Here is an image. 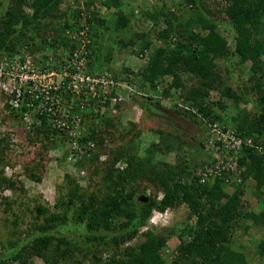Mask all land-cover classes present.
Instances as JSON below:
<instances>
[{"label": "trees", "instance_id": "1", "mask_svg": "<svg viewBox=\"0 0 264 264\" xmlns=\"http://www.w3.org/2000/svg\"><path fill=\"white\" fill-rule=\"evenodd\" d=\"M176 1H182L186 9L176 10L165 0H156L149 7L137 6V9L131 0H106L104 6L110 12L113 10L107 16H100L99 9H88L86 21L92 34V45L88 49L92 50L94 45L95 52L96 40L107 22L114 23L122 33L130 29L132 37L122 41L121 46L135 49L134 59L141 67L136 71L135 62L131 65L127 62L114 82L126 86L138 83V89L144 94L158 92L159 82L170 79L162 96L172 104L162 105L161 100L148 95L145 108L148 113L159 115L163 112L157 108H162L196 123L203 133L199 149H193V145L179 135L161 131L159 143L153 142L146 150L149 156L145 162L139 158L135 161L134 156L126 159L125 148H112L109 152L111 171L105 181L97 182L86 196L84 192L79 194L80 186L73 181L66 194L69 206L80 205L72 216L73 221L77 220L75 226L70 224L68 213H54L51 223L30 225L20 232L26 238L21 239L15 228L12 235L17 239L0 242V264L27 262L32 255L42 258L45 264H81L77 260L78 252L110 246L115 250L113 256L103 261L102 256L95 254L92 264H248L246 255L232 245L235 234L245 223L264 227V211L249 212L242 204L250 179L257 182V198L264 196V0ZM60 2L0 1L3 7L0 25L5 28L0 36V52L15 55L24 48L40 64L39 56L44 51H70L76 47V43L59 39L56 11ZM93 4L94 0L87 1L89 7ZM26 7H30L32 13L27 14ZM127 9L131 10L132 17L126 14ZM133 19L138 22L135 24ZM221 21L231 29L230 42L218 30ZM157 42L162 46L156 45ZM30 43L33 48H29ZM113 57L107 55L106 62L112 63ZM60 95L61 91L51 93L46 109L39 111L42 125L36 130L37 137L32 130L28 132L30 140L41 138L47 128V117L57 118L61 114L58 99L63 96ZM227 101L232 102L231 106ZM248 104L251 109L247 108ZM90 115L92 113L86 116ZM104 123V128H92L78 139L81 156H94L93 147H87L89 141L94 139L96 150H101L105 141L112 138L110 128L119 124L111 120ZM214 124L222 127L223 134L230 130L238 138L251 136L252 144L233 149L231 139L215 138ZM54 127V134L64 136V128ZM6 138L0 139V153L5 150L1 146ZM72 138L66 134L59 143L62 146ZM176 151L178 162L174 166L166 161L153 164L154 153ZM198 152L206 154L202 155L200 166L195 160ZM3 161L0 154V190H19L21 184L5 176ZM122 162L126 163L123 169ZM137 182L155 186L163 192V198L159 201L149 196L147 190L151 186L139 188ZM229 187H234L235 191L230 193ZM141 195L147 196L149 201H141ZM0 199H3L0 206H5L6 212L13 211L15 201ZM33 202V211L38 216L47 211L39 201L34 199ZM181 206L189 210L186 237L178 236L180 244L173 259L163 255L169 238L153 232H148L147 239L138 246L121 250L135 239L153 211H177ZM258 248L264 257V240ZM28 249H32L31 254Z\"/></svg>", "mask_w": 264, "mask_h": 264}, {"label": "rangeland", "instance_id": "2", "mask_svg": "<svg viewBox=\"0 0 264 264\" xmlns=\"http://www.w3.org/2000/svg\"><path fill=\"white\" fill-rule=\"evenodd\" d=\"M0 1L5 2V0ZM87 1L89 0H61L59 11H56L59 17L57 25L60 29L59 39H61V41L68 40L73 42L65 36L68 34V31H70V36H75L74 34L78 33V27L82 28V24H86L85 20L89 14V12H87L88 9H99L100 16H107L113 11L111 10L110 12V10L104 6L106 0H94L93 6L90 7L87 5ZM145 1H147L148 4ZM155 1L156 0H131V4L137 9L140 6L149 7L152 5V2ZM165 1L172 7H175L176 10L179 7L181 9H186L182 1ZM2 8V5H0V15L3 13ZM25 10L27 14L32 13L30 7H26ZM130 12L131 10L127 9L126 14L132 17ZM186 13L188 15L191 14L189 11H186ZM133 22L136 24L138 21L137 19H133ZM219 23L218 30L220 34L230 42L232 38L230 27L226 26L222 21ZM87 31L92 37L90 28ZM101 31V40L99 39L100 37L97 40L94 37L97 45L95 52L93 50V45L92 50L88 53L84 74L79 73L80 75H77L76 79L70 78V76L64 74L65 68L67 67V70L71 73L75 71V67L69 65L71 56L67 51L63 49L58 51L50 49L51 51L48 55H46L48 51H44L42 56H39L41 57L40 64L38 63L36 66L38 68L47 66L51 72L53 71L55 73L52 80L59 89H61L60 96L63 97L62 99H58L60 101L58 107L60 108L61 114L58 115L57 118H55V116L47 117V128L37 141L35 137H37L38 127L42 125L40 124L41 119L38 118V111H34L31 115L34 124L33 127L37 126V128L28 130V125L23 120L25 116L23 117L19 113L10 111L6 97L0 94V139L3 137H7L6 139H8L6 142H3L1 146L5 148V150L2 151L3 153H0L2 154L3 160H5L3 161L2 167L4 166V172L7 178H12V180L21 184L19 185L20 189L17 191L8 189L0 190V197L8 198V200L16 202L11 212H6V207L0 206V242H8V240L17 239V237L12 235V231L15 228H18L17 230L19 231V237L21 239L24 237L26 238V235L20 232L26 231L30 225H44L47 222L48 224L49 222L51 223V216L54 213H68L69 222L71 225H74L77 220L73 221L72 216L75 214L76 210L80 209V205L77 203L73 206H69L66 194L73 181L74 184L76 183L80 186L81 191L79 194L82 195L84 192L85 196L92 191L91 187L94 188L97 182H104L107 174L111 171V158L109 152L112 148L115 150H122V148H125L124 153H126V159L134 156L135 161L139 158L145 162L146 158L149 156L146 150L153 142L159 143L161 139L159 131H161L162 133L179 135L184 141L190 142V144L193 145V149H199V142L203 140V133L196 123L191 122L183 115L179 117L175 113H171L162 108H157L163 112L161 115L151 113L150 111L148 113V110L145 108L148 95L157 98V100H161L162 105L165 104L170 106L172 104L168 98L162 96V91L170 84V79L159 82L158 92H146L144 94L138 89V83H133V86L126 89L125 87H121L116 90L110 86H101L97 84L96 79L104 74H108L110 78H118V75L122 73L127 62H130V65L135 62L136 71L141 67L140 64L136 63V59H134L135 49H133V47L124 49L121 46L122 41H128L129 38L132 37L131 35L133 32L130 31V29L122 33V31L116 29L114 23L107 22L106 25L101 28ZM137 32L139 33V30ZM4 33L5 28L3 25H0V36ZM111 45H113V47ZM156 45L162 46V44L158 42ZM33 47V44L30 43L29 48ZM0 54L3 53L0 52ZM110 54L114 56L113 61L112 63H107L106 57ZM9 56L12 58L13 55ZM52 57L53 60L51 61L50 58ZM48 63L50 67L47 65ZM82 75L84 78H82ZM236 77L239 78V74L236 73ZM241 80L243 82L246 81L243 78ZM74 81L77 82L80 89L67 87L70 85V82ZM71 86L74 85L71 84ZM93 86L94 89H91ZM38 92L41 93L40 90ZM135 92L142 95L138 96V98L132 96ZM175 92L176 90H173V93ZM41 100L39 102H41ZM227 103L230 106L232 104L231 101H227ZM251 107V105H247L248 109H251ZM90 113H92V115L87 117L86 115ZM107 120H111L115 125L119 124L115 128H110L113 132L112 138L105 141V146L101 150H96L97 145L94 139L89 141L90 144L87 147H93L92 152H94V156H81V153L78 151V149H80L78 139L89 133L92 128H104V122ZM55 125L56 127L57 125L67 126L64 136L59 133H53V127ZM32 130H34L33 134L36 133L35 137L30 140L28 132ZM66 134L71 138L73 136L72 141L69 142L67 139V141L63 143L64 145L61 146L59 142L66 137ZM184 134L188 136H184ZM249 138H251V136ZM53 142L55 143L53 144ZM177 153V151L168 154L154 153L152 156L153 164L166 161L174 166L178 162L176 159ZM203 154L206 155L204 152L195 153V160L198 166L203 163ZM125 165L126 163L122 162L121 168L126 167ZM145 184L147 183L137 182L139 188L151 186L147 190L149 196H153L159 201L163 198L164 194L161 190L153 185ZM248 184L249 188L247 187L242 199V204L245 207L244 210L249 212L264 211V196L259 200L255 195L257 191V182L254 179H250ZM228 190L231 193L235 191V188L229 187ZM34 199L39 201L47 209L41 216H38L33 211ZM0 201H3V199H0ZM158 211L159 210H155V212ZM188 214L189 210L187 207L181 206L177 211L170 210L168 214L156 215L154 222H156L157 225L151 223V216L150 219L147 220V223L140 228L135 239L123 245L121 250L124 251L126 246H131L132 248L138 246L147 239L146 234L148 232H153L154 234L164 235L169 238L168 246L165 248L163 255L168 259H173L176 255V249L180 244L178 236H185L186 234ZM10 220L13 223L10 222ZM15 223L17 225L16 227L14 226ZM242 226V229L238 230L237 234H235L232 245L233 248L240 250L246 255L248 264H264V257L260 254L261 250L258 248L261 240H264V227L248 226L247 223ZM246 227L251 228L246 230ZM173 233L174 235L169 237V235ZM27 252L31 254L32 249H28ZM114 253L115 250L111 246L105 249L102 247H97V249L90 248V251L89 249H85L81 253L78 252L77 260H80L81 264H92L95 254L102 256L103 261H105L111 258ZM10 264H45V262L42 258L32 255L27 262L24 260L20 262H11Z\"/></svg>", "mask_w": 264, "mask_h": 264}, {"label": "built area", "instance_id": "3", "mask_svg": "<svg viewBox=\"0 0 264 264\" xmlns=\"http://www.w3.org/2000/svg\"><path fill=\"white\" fill-rule=\"evenodd\" d=\"M85 23L86 24H82V28L78 30V33L74 34L75 36H70V31H68V34L65 36L69 38V40L77 43L76 47L67 51L71 56L69 65H73L75 67V71L71 73L67 70L68 67L65 68L64 71L66 76H70V78L73 79H76V76L80 75L79 73L84 74L86 58L89 53L88 48L92 45L91 35L88 34L87 31L89 30V25L86 20ZM49 53V51L46 52V55ZM50 60L52 61L53 57L50 58ZM36 64L37 63L35 62L34 57L31 56L25 49L13 55L12 58H10L9 55L0 54V94L6 97L7 105L10 111L19 113L23 117L25 116L23 120L28 125V130L34 129L33 120L31 118L32 113L34 111H38L39 113V111L46 109L51 93L61 91V89H59L56 83L52 80L55 73L53 71L51 72L47 66L39 67V69ZM47 65H49V63ZM107 76L108 74H104L100 78L96 79L97 84H100L101 86H110L114 90L121 87H125V89L129 88L128 86L123 85L124 83L117 84L114 82V77L110 78ZM82 78H84L83 75ZM71 84L74 86H71ZM67 87L80 89L76 81L70 82V85ZM91 89H94V86L91 87ZM39 90L41 93L38 92ZM40 100L41 102H39ZM49 110L50 109H48V111ZM57 127L65 129L67 126L57 125ZM212 133L218 140L221 139V137L224 138L222 141L231 139L233 141L232 147L236 150L245 144H252V140L250 138H238L233 131L229 130L226 134H223L222 127L218 124L213 125ZM212 145H214V143H212Z\"/></svg>", "mask_w": 264, "mask_h": 264}, {"label": "clouds", "instance_id": "4", "mask_svg": "<svg viewBox=\"0 0 264 264\" xmlns=\"http://www.w3.org/2000/svg\"><path fill=\"white\" fill-rule=\"evenodd\" d=\"M87 24L89 25V23L87 22ZM128 86V85H127ZM130 87V86H128ZM136 93V92H135ZM138 93V92H137ZM134 94V93H133ZM168 211H170V209H166L165 211H158V212H155L153 213L152 217H151V223L154 224V225H157L156 222H154V218L156 215H165V214H168Z\"/></svg>", "mask_w": 264, "mask_h": 264}, {"label": "water", "instance_id": "5", "mask_svg": "<svg viewBox=\"0 0 264 264\" xmlns=\"http://www.w3.org/2000/svg\"><path fill=\"white\" fill-rule=\"evenodd\" d=\"M141 201H143L145 199V202H148L149 201V198L145 195H141L140 198H139ZM144 202V201H143Z\"/></svg>", "mask_w": 264, "mask_h": 264}]
</instances>
